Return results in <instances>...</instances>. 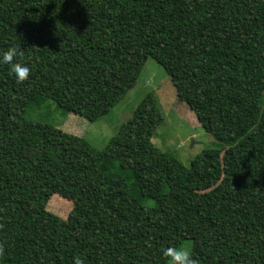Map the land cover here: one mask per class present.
<instances>
[{"label":"trees","instance_id":"trees-1","mask_svg":"<svg viewBox=\"0 0 264 264\" xmlns=\"http://www.w3.org/2000/svg\"><path fill=\"white\" fill-rule=\"evenodd\" d=\"M0 264H264V0H0ZM218 145L184 165L152 142L148 93L98 149L27 113L51 100L94 121L145 60ZM59 196L62 217L48 210Z\"/></svg>","mask_w":264,"mask_h":264},{"label":"rangeland","instance_id":"rangeland-1","mask_svg":"<svg viewBox=\"0 0 264 264\" xmlns=\"http://www.w3.org/2000/svg\"><path fill=\"white\" fill-rule=\"evenodd\" d=\"M148 93H151L163 115V121L152 136L156 147L173 154L184 165H189L190 160L200 151L218 145L216 139L202 129L188 105L177 98L168 73L151 57L145 60L134 85L108 113L94 121L70 112L64 113L51 100L39 102L28 110L27 115L32 120L49 122L67 132L78 134L94 147L101 149ZM261 105H264V93ZM47 208L66 217L71 204L59 196H54ZM189 244V241H185L180 247L187 246L189 249Z\"/></svg>","mask_w":264,"mask_h":264},{"label":"clouds","instance_id":"clouds-1","mask_svg":"<svg viewBox=\"0 0 264 264\" xmlns=\"http://www.w3.org/2000/svg\"><path fill=\"white\" fill-rule=\"evenodd\" d=\"M17 57L18 49L9 47L6 51L0 53V66H5L9 69L8 75L12 77L16 83H23L29 77L30 68L17 62ZM2 251L3 249L0 248V252ZM163 255L170 258L171 264H196L187 246H182L179 249L168 247L163 250ZM72 264H85V260L79 255H74Z\"/></svg>","mask_w":264,"mask_h":264}]
</instances>
